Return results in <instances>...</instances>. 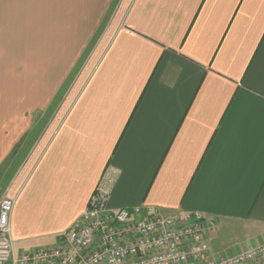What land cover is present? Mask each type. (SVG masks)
<instances>
[{"label": "crops", "instance_id": "obj_1", "mask_svg": "<svg viewBox=\"0 0 264 264\" xmlns=\"http://www.w3.org/2000/svg\"><path fill=\"white\" fill-rule=\"evenodd\" d=\"M3 63L19 250L55 244L107 173L112 209L203 211L211 252L264 241V0H0Z\"/></svg>", "mask_w": 264, "mask_h": 264}, {"label": "built area", "instance_id": "obj_2", "mask_svg": "<svg viewBox=\"0 0 264 264\" xmlns=\"http://www.w3.org/2000/svg\"><path fill=\"white\" fill-rule=\"evenodd\" d=\"M114 177L105 174L88 207L53 245L16 251L11 216L16 198L0 199V264H264V241L214 256L207 239L214 220L201 210L165 214L153 206L112 209Z\"/></svg>", "mask_w": 264, "mask_h": 264}, {"label": "rangeland", "instance_id": "obj_3", "mask_svg": "<svg viewBox=\"0 0 264 264\" xmlns=\"http://www.w3.org/2000/svg\"><path fill=\"white\" fill-rule=\"evenodd\" d=\"M8 64H0V87H3L5 85H8L7 83L9 82L7 80V78H4V70L9 66H7ZM12 66L16 65V67H18L19 64H11ZM11 82L13 85H16L17 87H19L18 85H20V79L18 77V75L15 78L11 79ZM6 83V84H5ZM12 87V86H11ZM12 88H16V87H12ZM9 96H7L8 98ZM13 100L19 99V95H12L11 96ZM0 98H3V96H0ZM11 114H9L8 111H0V119L6 118L7 121L12 118L11 120H15L20 118L21 114L23 112L21 111H11ZM55 113V112H54ZM52 114V112L50 111L47 116L45 114V119L46 120H52V118L54 117V115L56 114ZM11 116V117H10ZM9 122V121H8ZM52 124V123H51ZM51 126V125H50ZM218 241L219 244H217V249L214 250L213 252H211L214 256H220V255H227V253L229 251L232 250H236V251H241L243 248V238H241L240 233H236V234H231V233H223L222 235H220L218 237ZM43 247V246H41ZM229 248V249H228ZM16 251L19 253L21 252V250H19V248L16 247ZM216 251V252H215Z\"/></svg>", "mask_w": 264, "mask_h": 264}]
</instances>
